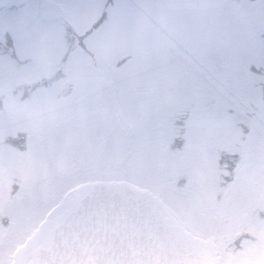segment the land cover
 Returning <instances> with one entry per match:
<instances>
[{
  "label": "snow or ice",
  "instance_id": "6c2138e0",
  "mask_svg": "<svg viewBox=\"0 0 264 264\" xmlns=\"http://www.w3.org/2000/svg\"><path fill=\"white\" fill-rule=\"evenodd\" d=\"M50 7L18 37L34 63L97 14L80 48L102 25L143 40L154 6ZM218 7L191 44L153 29L131 107L77 123L48 107L23 146L0 139V264H264V0Z\"/></svg>",
  "mask_w": 264,
  "mask_h": 264
},
{
  "label": "rangeland",
  "instance_id": "374dc122",
  "mask_svg": "<svg viewBox=\"0 0 264 264\" xmlns=\"http://www.w3.org/2000/svg\"><path fill=\"white\" fill-rule=\"evenodd\" d=\"M138 2L154 6L143 21L146 25L143 40L134 31L121 29L97 39L102 25L80 48L76 37L91 29L99 18L97 14L83 27L61 30L60 39L65 41L62 47L53 35L47 54L34 63L19 47L18 37L34 25L53 19L51 0H0V39L17 58L11 59L12 53L0 55V139L19 134L18 139L25 144L30 122L37 115H47L43 110L48 107L54 109L63 123H77L104 110L131 107L149 70L144 52L153 29L166 30L178 43L191 44L197 31L221 14L219 5L242 0ZM245 14L244 10L233 13L237 19ZM67 42L71 45L68 50ZM66 54L68 62L62 63ZM177 55L167 59H175Z\"/></svg>",
  "mask_w": 264,
  "mask_h": 264
},
{
  "label": "trees",
  "instance_id": "16d2710c",
  "mask_svg": "<svg viewBox=\"0 0 264 264\" xmlns=\"http://www.w3.org/2000/svg\"><path fill=\"white\" fill-rule=\"evenodd\" d=\"M21 8H23V6H20ZM16 11H19V8L18 9H16L15 11H14V13H13V15L14 14H16L15 12ZM37 15H38V13H37ZM39 16V15H38ZM64 38H65V36H64ZM68 43V42H67ZM69 44V43H68ZM73 47H74V45H73ZM0 49H1V52H0V55H5V56H7V55H9V53H12L9 49H6V46L4 45V42L0 39ZM69 49V47H67L66 48V50H68ZM9 57L11 58V59H13V60H17V58L15 59L14 58V56H13V53H12V55H9ZM48 78V77H47ZM18 93H16L15 95H17ZM27 96V94L25 95V97ZM25 134V133H24ZM22 135H23V133H22ZM19 137H21V136H19V134L18 135H16V136H12V137H9L8 139H4V140H6L9 144H11V145H19V146H23L24 145V143H23V140L22 141H20L18 138Z\"/></svg>",
  "mask_w": 264,
  "mask_h": 264
},
{
  "label": "flooded vegetation",
  "instance_id": "af4514ba",
  "mask_svg": "<svg viewBox=\"0 0 264 264\" xmlns=\"http://www.w3.org/2000/svg\"><path fill=\"white\" fill-rule=\"evenodd\" d=\"M240 11V10H239Z\"/></svg>",
  "mask_w": 264,
  "mask_h": 264
}]
</instances>
